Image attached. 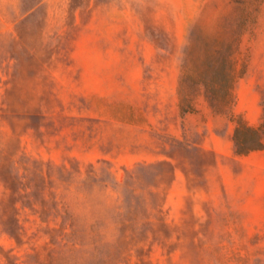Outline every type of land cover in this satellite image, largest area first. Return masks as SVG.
I'll list each match as a JSON object with an SVG mask.
<instances>
[{
	"label": "rangeland",
	"instance_id": "1",
	"mask_svg": "<svg viewBox=\"0 0 264 264\" xmlns=\"http://www.w3.org/2000/svg\"><path fill=\"white\" fill-rule=\"evenodd\" d=\"M242 116L264 0H0V264H264V148L210 137Z\"/></svg>",
	"mask_w": 264,
	"mask_h": 264
},
{
	"label": "trees",
	"instance_id": "2",
	"mask_svg": "<svg viewBox=\"0 0 264 264\" xmlns=\"http://www.w3.org/2000/svg\"><path fill=\"white\" fill-rule=\"evenodd\" d=\"M223 72L220 78L216 76H212L209 78H206L200 72L199 74V81L202 82L204 85H209L212 87L211 92L215 97H219L222 100L228 99V92L231 90L232 84L235 81V78L233 76V71L230 67H227V65L222 67ZM215 75V74H214ZM219 85L225 86V93L219 94L217 93V87ZM234 117H238L239 115L232 112ZM234 120V119H233ZM264 120L260 122L258 125H251L249 124L246 119L242 116V119H237L233 134V140H234V149L237 154H245L249 151L255 150V149H263L264 148ZM251 139H254L256 143L250 144L249 141Z\"/></svg>",
	"mask_w": 264,
	"mask_h": 264
},
{
	"label": "crops",
	"instance_id": "3",
	"mask_svg": "<svg viewBox=\"0 0 264 264\" xmlns=\"http://www.w3.org/2000/svg\"><path fill=\"white\" fill-rule=\"evenodd\" d=\"M235 112H236V110H234ZM236 113H238V112H236ZM246 121H248V120H246ZM248 123L249 124H251L249 121H248ZM251 125H253V124H251ZM234 129H235V125L233 126V128H230V130L228 131V133H225V134H220V135H213V134H211V138L215 141V143H216V141L217 142H226V143H228V146L226 145V148L223 150H220L219 148H218V144L216 143L215 145H213V147L215 148V149H217L218 151H222L223 153H231L232 152V149H231V143H232V141H234L233 140V134H234ZM230 138H232V140L230 139Z\"/></svg>",
	"mask_w": 264,
	"mask_h": 264
}]
</instances>
